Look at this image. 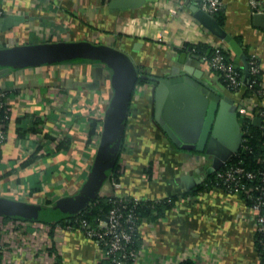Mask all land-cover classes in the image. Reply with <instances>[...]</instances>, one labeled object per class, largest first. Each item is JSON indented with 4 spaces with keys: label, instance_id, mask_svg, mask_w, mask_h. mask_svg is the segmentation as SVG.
Masks as SVG:
<instances>
[{
    "label": "crops",
    "instance_id": "1",
    "mask_svg": "<svg viewBox=\"0 0 264 264\" xmlns=\"http://www.w3.org/2000/svg\"><path fill=\"white\" fill-rule=\"evenodd\" d=\"M111 1L0 0V18H23L0 30V47L54 40L107 43L126 51L151 75L165 76L179 66L199 70L204 80L237 102L251 95L230 92L205 62L180 49L198 42L222 47L244 71L243 59L237 60L229 44L194 18L193 0H152L125 9L110 7ZM223 12L222 26L246 57L257 58L264 83V20L255 18L249 0H225ZM160 32L162 39L157 38ZM154 84L138 83L133 93L120 158L122 187L114 189L108 181L102 190V195L154 200L177 196L164 216L141 221L136 264H174L191 254L197 264H259L256 222L247 200L218 187L195 193L210 160L175 144L158 127ZM0 89L9 94L11 107L8 138L0 148V195L52 204L77 194L91 171L113 95L111 70L85 60L0 67ZM94 120L99 122L97 133H91ZM0 241L6 250L0 264H57V256L62 264H96L102 253L97 239L83 230L4 216Z\"/></svg>",
    "mask_w": 264,
    "mask_h": 264
},
{
    "label": "water",
    "instance_id": "2",
    "mask_svg": "<svg viewBox=\"0 0 264 264\" xmlns=\"http://www.w3.org/2000/svg\"><path fill=\"white\" fill-rule=\"evenodd\" d=\"M149 1L152 0H112L110 7L139 8ZM190 11L208 31L229 44L238 61L243 59V75L247 81L249 62L235 38L224 29L214 14L202 10L194 2L190 4ZM255 18L264 20V12H256ZM17 19L19 22L23 20L13 15L0 18V30L10 27L11 21ZM139 45L136 42L134 50H138ZM75 59L97 61L111 70L113 95L102 121L89 176L77 194L61 196L52 204L0 195V216L39 222L69 219L102 195L109 174L119 158L127 116L139 78L155 83L153 99L158 127L175 144L205 154L210 160L209 166L205 168L207 175L220 169L240 149L242 133L236 101L204 80L199 70H181L179 66H173L165 76L140 72L126 51L90 40H54L0 47V67L5 69ZM255 123L258 124L259 120L256 119Z\"/></svg>",
    "mask_w": 264,
    "mask_h": 264
},
{
    "label": "built area",
    "instance_id": "3",
    "mask_svg": "<svg viewBox=\"0 0 264 264\" xmlns=\"http://www.w3.org/2000/svg\"><path fill=\"white\" fill-rule=\"evenodd\" d=\"M193 2L202 10L214 14L224 6L225 0H193ZM249 4L255 13L264 11L261 0H249ZM1 13L0 10V15ZM162 36L160 32L157 38L162 39ZM185 44L180 46L183 48ZM210 47L213 48L212 55H209L210 51H207L202 58H199L198 55H190L205 62L210 70L214 71L219 77L224 78L226 80L225 85L230 92L239 95L247 84L253 89V92L249 93L251 95L237 102L242 141L240 149L236 153L241 149L243 153H252L254 147L261 151L258 153V162L260 164L255 169L247 168L243 159H240L236 164H228V160L235 153L232 154L221 168L217 170V179L222 182L221 184L226 187L228 192L241 194L250 202L251 208L255 213L257 231L264 234V83L261 81L259 86L254 89L253 83H246L244 77L239 75L234 63H229L225 60L223 51H221L225 50L224 48ZM249 66L252 73L260 74L261 67L254 55L249 61ZM10 118L9 94L4 89H0V148L8 138L6 128ZM256 119L259 120L258 124L255 123ZM225 166L228 167L223 170ZM111 184L114 189L122 187L121 182L116 181L114 178L111 179ZM126 198L115 194L113 199L115 202L114 206L106 217L99 220L96 228H91L85 220L81 222V228L88 235L96 237L101 247L102 253L96 264H126L128 260H133L135 264L138 262L141 248L131 247L133 242L132 233L135 230L136 223L134 211L127 209ZM134 201L135 204L138 203L137 198ZM60 227L63 228L62 226ZM65 229L71 230L72 226L68 225ZM5 251V246L0 241V253L3 254ZM194 255L196 254H191L186 256V258H193Z\"/></svg>",
    "mask_w": 264,
    "mask_h": 264
},
{
    "label": "trees",
    "instance_id": "4",
    "mask_svg": "<svg viewBox=\"0 0 264 264\" xmlns=\"http://www.w3.org/2000/svg\"><path fill=\"white\" fill-rule=\"evenodd\" d=\"M223 11H224V6L214 13L218 22L221 25H223V22H224V12ZM180 49H182V51H185L191 55H198L199 58H202L207 53V51H210L209 55H212V53H213V48L210 47L209 44H206L204 42L186 43L184 45V47L180 48ZM221 51H223L222 53L224 54L225 60L227 62H229V63L233 62L231 54L228 50L225 49V50H221ZM251 57H252V54L247 55L248 61L251 60ZM80 61H84V60L83 59H75V60H72L70 62H80ZM138 69L140 72L147 73V71L142 70L141 66H138ZM236 70L239 72V75L244 77L243 69L241 70V69L236 68ZM220 79L226 84V80L224 78L220 77ZM262 80H263L262 79V72H260V74H254L250 71L249 77H248V80L246 81V83H253V86L255 89L259 86V83ZM141 82H146V80L139 78V80L137 81V84L141 83ZM248 85L249 84L246 85L245 89L243 90L244 92H242V93L249 94L250 92H253V89H251ZM231 95L232 94L230 93V96ZM232 96L234 97V95H232ZM237 97H238V95H237ZM235 101L237 103V100H235ZM98 124H99V122L97 120L93 121L91 133H97ZM253 128L256 129L255 127H253ZM124 149H125V147H124V140H123V144H122V147H121V150L119 153V158L117 160V163L114 166L113 170L109 174V180L108 181H110V182H111V179H113V178L116 181L120 182V176H121L120 158H121V154H122ZM260 152L261 151L255 149V147H254V151L252 153H243L242 149H241L238 153H235L233 156H231V158L228 160V164H236V163H238V161L240 159H243V160H245L244 165H246L247 168L255 169L260 164L258 162V159H259L258 153H260ZM227 167L228 166H225L223 170H225ZM150 171H151V169H149V173L151 175ZM204 182H202L201 184H199L196 187L195 193H197V190L199 192H201V191H205V190H211L214 187H218V188H221L222 190L226 191V187L224 185H222L221 184L222 182L217 179V171H215L213 174L206 175ZM217 182H219L220 184ZM190 194H191V192H190ZM118 196H121L123 198L127 197L128 199L127 198L125 199V203L128 206L127 209H132L134 211V220L136 223V227L132 233L133 242L131 243V247H134L137 249H140V246H141V239L139 237L138 228H139V225H140L141 221L143 220V218H146L149 221H156L158 219V217L165 215V211L167 209H170L175 205L176 199H177V196H173L172 198L166 197V198H161V199H156V200L148 199V198H140V197L123 196V195H118ZM114 198H115V193H113L111 195H100L93 202H91L86 208L81 210L78 214L70 217L69 219H62V220H58V221H49V222L46 221V223H50L52 225H60L63 228H66L68 225H71L73 230L74 229H80V230L85 231L84 229L81 228V222L83 220H85L91 228H96L98 226L99 220L102 219L103 217H106L108 215L110 209L114 206V204H115V202L113 201ZM135 198L138 199V203H136V204L134 201ZM247 202L251 208L250 202L248 200H247ZM252 212H253V214H255L253 210H252ZM4 218L10 219L12 217L4 216ZM94 238H96V237H94ZM263 242H264V234L259 233L257 231V227L255 226L254 249L256 251V254H257V257L259 260V264H264ZM0 259H1V253H0ZM57 264H62V261L59 259L58 256H57ZM126 264H135V263L133 262V260H128L126 262ZM178 264H197V262L193 258H186L183 261L179 262Z\"/></svg>",
    "mask_w": 264,
    "mask_h": 264
}]
</instances>
